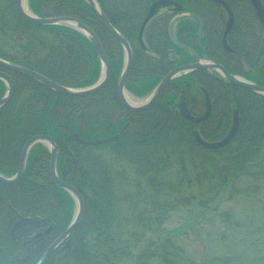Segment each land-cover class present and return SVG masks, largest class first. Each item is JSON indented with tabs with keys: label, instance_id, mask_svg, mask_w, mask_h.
<instances>
[{
	"label": "trees",
	"instance_id": "1",
	"mask_svg": "<svg viewBox=\"0 0 264 264\" xmlns=\"http://www.w3.org/2000/svg\"><path fill=\"white\" fill-rule=\"evenodd\" d=\"M179 1L184 10L200 15L205 23L204 35L198 39V21L189 17L180 19L175 34L181 42L220 61L229 72L264 85V30L249 0H226L235 18L228 37L234 53L226 52L222 45L224 10L210 0ZM99 2L107 13L104 0ZM29 5L41 17L80 19L98 35L114 66L110 82L86 96L63 95L30 77L9 72L16 92L0 109V172L13 176L25 143L34 135L49 134L60 148L59 171L63 172L66 166L65 181L79 189L85 202L79 226L47 264H127L140 233L125 230L126 222L131 220L123 213L122 202L134 201L139 196L142 209L136 220L140 223L149 218L151 223L155 214L159 220L169 209L190 203L188 194L177 193L173 199H164L171 187L167 174L176 164L182 171H187V163L214 164L216 171L203 168L198 175L209 174L210 179L215 176L225 181L232 173L250 172L249 166L262 158L264 96L228 83L215 71L199 70L172 80L149 109L130 111L117 94V79L125 63L124 49L90 6L83 0H29ZM219 16L221 23L216 21ZM171 17L162 15L152 21L145 33V47L138 40L139 21L132 18L128 19V25H118L134 51L127 89L139 97L149 94L170 70L171 50L179 54L178 64L194 60V55L171 43L167 30ZM0 38L5 43H0L1 57L35 69L61 84L85 87L101 75L102 63L84 34L64 25L31 23L19 14L16 0H0ZM202 88L211 97V113L206 120L193 123L180 114L178 100L184 89L189 110L202 115L206 110ZM6 90L0 79V99ZM107 99H111L112 110L106 105ZM235 109L241 120L230 143L206 149L196 141V130L206 140L224 138L232 126ZM140 122L143 126L138 128ZM74 133L84 141L114 138L93 146L76 138L67 139ZM122 158L134 172L130 183L133 194H127L122 187L127 184L123 169L118 167ZM50 159L48 147L37 143L29 153L23 178L10 186L0 183V264H37L74 216L75 200L53 181ZM192 173L186 175L188 185L195 176ZM20 217H39V220L19 226L14 241L11 230ZM170 253L169 249L156 246L154 251H142L138 259L146 264L149 258L158 256L171 263L167 256Z\"/></svg>",
	"mask_w": 264,
	"mask_h": 264
},
{
	"label": "rangeland",
	"instance_id": "2",
	"mask_svg": "<svg viewBox=\"0 0 264 264\" xmlns=\"http://www.w3.org/2000/svg\"><path fill=\"white\" fill-rule=\"evenodd\" d=\"M137 1H128L127 11ZM225 19H228L226 13ZM0 43L5 44L1 38ZM174 54L179 55L175 51ZM142 99L137 98L139 101ZM106 105L111 110L114 108L111 99L106 100ZM142 126L143 122H140L137 127ZM101 152L108 150L101 149ZM256 161L249 166L250 172L232 173L225 181L215 176L210 179L207 177L211 176L209 174L198 175L203 168L216 171L214 164L192 166L187 163V171H182L181 166L176 164L167 174L171 187L164 199H173L177 193L188 194L190 203L169 209L159 220L155 214L151 223L149 218L140 223L136 220L142 209L139 196L134 201L122 202L123 213L131 220H125V230L140 233L126 263L142 264L138 259L141 252L148 249L154 251L158 246L159 249L170 250L167 256L171 263L154 256L146 264H264V154ZM118 167L126 176L124 181L127 184L122 187L127 194H133L130 183L134 172L131 166L122 158ZM188 172L195 175L191 185H188L186 177Z\"/></svg>",
	"mask_w": 264,
	"mask_h": 264
},
{
	"label": "water",
	"instance_id": "3",
	"mask_svg": "<svg viewBox=\"0 0 264 264\" xmlns=\"http://www.w3.org/2000/svg\"><path fill=\"white\" fill-rule=\"evenodd\" d=\"M25 0H16V7L19 12V14L26 19L29 22H32L34 24L38 25H66L69 27H72L74 29L79 30L83 34H85L88 39L91 41L93 46L95 47L98 56L100 57L102 64H103V74L101 78L94 83L93 85L84 87V88H75V87H69L67 85L61 84L48 76L42 74L39 71H36L34 69H31L29 67H26L24 65L15 63L13 61L7 60L3 57L0 56V79H2L6 85H7V92L5 95L0 99V109H2L4 106H6L14 97L15 92H16V84L12 76L8 73L10 72H15L18 74L25 75L27 77H30L39 83L43 84L50 90L63 94V95H70V96H86L90 95L93 93L98 92L102 88H104L109 81L112 78L113 75V66L108 58V56L105 53V50L103 48V45L98 37V35L86 24H84L80 19L75 18V17H70V16H57V17H41L37 16L34 14L30 9H26L24 5ZM85 3H87L91 9L95 12L97 17L99 18L100 22L103 24V26L109 30L115 38L119 40V42L122 44L124 50H125V57H126V62L124 69L122 71V74L119 78L118 81V95L119 98L122 102V104L129 110L139 112V111H144L151 106H153L161 97L162 93L165 91V89L168 87L170 82L175 78L178 77L182 74H186L188 72H195L198 70H203V69H208V70H215L219 72L228 83L236 86H241L245 87L249 90H252L260 95L264 96V85L259 84L257 82H253L250 80H247L243 77H240L238 75H234L230 73L227 68L219 61L214 60L210 58L209 56H203V55H197L196 56V61L193 63L189 64H184V65H179L175 68H173L171 71H169L164 77L160 80L152 94L149 96L148 100L140 105H133L130 103L127 98H126V84L133 66V60H134V53L132 46L125 37V35L117 28L114 26V24L107 18L105 15V12L103 11L101 5L97 0H83ZM215 2L220 3L221 5L224 6V8L227 10L229 14V20L226 24L223 36H222V44L224 48L227 51H231L232 48L230 47L228 43V35L233 27L234 24V16L232 9L230 5L225 1V0H212ZM254 9L256 10L257 16L259 18V21L264 29V4L262 0H250ZM159 2H170L174 3V0H160ZM151 15H149L145 21V23L141 27L140 31V40L142 41L143 39V30L146 22L150 19ZM183 17H195L199 21V32L200 34L204 33V21L203 19L197 15L194 12L191 11H184L181 13L176 14L170 21L169 23V28H168V33L171 41L178 47L180 48H185L188 50L193 51V49L182 43L177 39V37L174 34V23ZM205 97H206V103H207V109L205 113L201 116H194L188 109L186 101H185V93H183L180 103H179V108L181 115L194 123H199L207 119L210 115L211 112V98L208 92L204 89ZM240 125V115L238 110H235L234 112V121L233 125L229 131V133L221 140L218 141H207L205 140L198 131H195V139L196 141L203 146L204 148L207 149H217L221 148L228 143H230L235 135L237 134L238 128ZM71 137H76L78 140L86 143V144H92V145H102L104 143L109 142L113 137L111 138H105V139H99L95 141H83L80 139L78 133L72 134L69 138ZM44 143L49 147L50 153H51V160H50V171H51V176L53 181L60 187L66 189L69 191L72 196L74 197L76 201V212L75 215L68 225V227L63 231V233L57 237L46 249L40 260L38 261L37 264H47L53 253L63 244L65 243L69 237L74 233V231L77 229L79 226L83 214H84V209H85V203H84V198L81 194V192L75 187L73 184L66 182L63 177H61L57 171V159L59 155V147L54 140V138L51 135L48 134H37L31 137L24 145L19 164H18V171L17 173L12 176V177H7L3 175L0 172V183L4 185H14L17 184L24 176L26 172V166H27V160L29 156V152L31 148L37 144V143ZM70 154L72 155L73 159L75 160V157L73 153L70 151ZM66 173L64 172L63 176H65ZM39 220L38 217H21L19 218L13 225L12 227V237L14 239L15 237V231L16 229L26 223H34Z\"/></svg>",
	"mask_w": 264,
	"mask_h": 264
},
{
	"label": "flooded vegetation",
	"instance_id": "4",
	"mask_svg": "<svg viewBox=\"0 0 264 264\" xmlns=\"http://www.w3.org/2000/svg\"><path fill=\"white\" fill-rule=\"evenodd\" d=\"M210 1L212 3H214L215 5H217V7H220L221 10H224V6L221 5L220 3L215 2V1H212V0H210ZM127 2H128V0H105L104 1V6H105V9L107 11V13L104 11L105 12V15L114 24V26L117 27V28H118V25L119 26H126V25H128L129 24V20L128 19H132L133 18V19H136L137 21H139L140 22V27H139V33H138V40H139L140 44L142 46H144V47L146 45L145 33H146V30L149 27V25L152 23V21H154L158 16H162V15H167L168 14V15H172V17L169 20V23H170L171 19L175 16V14L178 13V12H180V11H182V9H183L182 8V5H181V3H180L179 0H176L175 1L177 3H175V2L174 3H170V2H159V0H138L137 3L131 9L132 10L131 12H133V13H131L132 14V16H131L130 12L127 11V7H128L127 6V4H128ZM232 12H233V10H232ZM149 15H151V17L146 22V24L144 26L143 39L141 41L140 40L141 27L145 23V21H146V19H147V17ZM233 16H234V13H233ZM216 21H217V23H221L222 22V17L219 16V18H217ZM169 23H168V28H169ZM234 23H235V18H234ZM176 24H175V26H176ZM233 27H234V24H233ZM168 28H167V30H168ZM119 30L123 33V31L121 29H119ZM110 34H111L112 37H114L111 32H110ZM84 36L88 39V37L86 35H84ZM168 37H169V33H168ZM200 37H202V36H199L198 39H200ZM115 39H117V38H115ZM127 39H128V37H127ZM169 39H170V37H169ZM170 41H171V39H170ZM129 42H130V40H129ZM90 43H91V41H90ZM171 43L174 46H176L173 42H171ZM130 44H131V42H130ZM92 46H93V44H92ZM131 46H132V44H131ZM176 47L179 48V49H183V48H180L178 46H176ZM94 49H95V47H94ZM132 49H133V46H132ZM183 50L189 52L190 54L194 55V57H195V53H193V51L186 50V49H183ZM224 50L226 52H228V53H234L233 50L232 51H227L225 48H224ZM172 51L173 50H171L170 57H169V65L171 67L170 70H172L173 67L176 66V64L174 65V63H178V62H176V60H178V57H179V55L173 54L174 52L172 53ZM173 55H175V56H173ZM110 62H111V60H110ZM111 64H112V62H111ZM112 66H113V64H112ZM169 71H167L166 74ZM121 72H120V75H121ZM113 75H114V66H113ZM113 75H112V77H113ZM120 75L118 76V79H119ZM118 79H117V94H118ZM183 92L185 93V90L184 89L182 90L181 95H182ZM64 168H66V166H64Z\"/></svg>",
	"mask_w": 264,
	"mask_h": 264
},
{
	"label": "bare ground",
	"instance_id": "5",
	"mask_svg": "<svg viewBox=\"0 0 264 264\" xmlns=\"http://www.w3.org/2000/svg\"><path fill=\"white\" fill-rule=\"evenodd\" d=\"M24 5H25V8H26V9H29L26 0L24 1ZM126 98H127V100H128L130 103H132L133 105H137V104L140 103V102H139V101H138L133 95H131L130 93H126Z\"/></svg>",
	"mask_w": 264,
	"mask_h": 264
}]
</instances>
